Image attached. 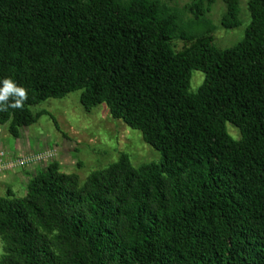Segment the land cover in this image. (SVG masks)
<instances>
[{
  "label": "trees",
  "instance_id": "obj_1",
  "mask_svg": "<svg viewBox=\"0 0 264 264\" xmlns=\"http://www.w3.org/2000/svg\"><path fill=\"white\" fill-rule=\"evenodd\" d=\"M222 1L221 25L237 27L239 1ZM198 2L195 16L212 0ZM246 5L232 46L181 34L176 51V15L158 0H0V123L12 137L43 114L57 128L30 107L80 90L85 109L104 103L160 154L134 167L122 153L82 185L51 162L23 197L7 189L4 259L264 264V0Z\"/></svg>",
  "mask_w": 264,
  "mask_h": 264
},
{
  "label": "rangeland",
  "instance_id": "obj_2",
  "mask_svg": "<svg viewBox=\"0 0 264 264\" xmlns=\"http://www.w3.org/2000/svg\"><path fill=\"white\" fill-rule=\"evenodd\" d=\"M238 1L240 24L227 29L220 22L226 9L222 0H212L209 10L198 16L191 10L193 0H158L161 13L176 15L173 49L180 50L187 44L181 34L189 38L210 34L212 43L218 48L235 44L249 22L247 0ZM206 3L207 0L198 2L200 8H204ZM202 79L203 73L192 71L190 91H195ZM80 93V90H75L61 98H48L30 107L33 113L46 110L52 114L57 128L48 114L40 115L30 126L21 127L17 137L9 134L8 123H0L1 195L10 189L14 195L23 197L28 179L51 162H57L62 172L75 173L79 185L86 181L91 171L104 169L118 160L122 153L128 155L134 167L158 162L159 152L142 140L138 130L114 119L104 103L85 109L80 103ZM227 126L234 138L240 137L235 126L230 123ZM6 254L0 234V262L13 264L4 259Z\"/></svg>",
  "mask_w": 264,
  "mask_h": 264
}]
</instances>
